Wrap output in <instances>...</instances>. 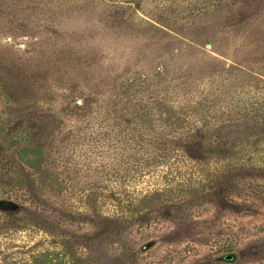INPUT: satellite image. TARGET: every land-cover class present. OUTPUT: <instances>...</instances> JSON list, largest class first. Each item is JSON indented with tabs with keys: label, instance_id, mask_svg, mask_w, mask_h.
I'll return each instance as SVG.
<instances>
[{
	"label": "rangeland",
	"instance_id": "obj_1",
	"mask_svg": "<svg viewBox=\"0 0 264 264\" xmlns=\"http://www.w3.org/2000/svg\"><path fill=\"white\" fill-rule=\"evenodd\" d=\"M262 258L264 0H0V264Z\"/></svg>",
	"mask_w": 264,
	"mask_h": 264
},
{
	"label": "trees",
	"instance_id": "obj_2",
	"mask_svg": "<svg viewBox=\"0 0 264 264\" xmlns=\"http://www.w3.org/2000/svg\"><path fill=\"white\" fill-rule=\"evenodd\" d=\"M40 166V165H39ZM37 167L38 169H36V171H37V173H39L40 175H42L43 173L47 176H42V178L43 179H45V180H48V179H50L51 178V176L50 175H47L43 170H42V168H40V167ZM232 258H229V260H231ZM248 264H264V260H263V258L262 259H258V260H256L255 262H251V263H248Z\"/></svg>",
	"mask_w": 264,
	"mask_h": 264
}]
</instances>
